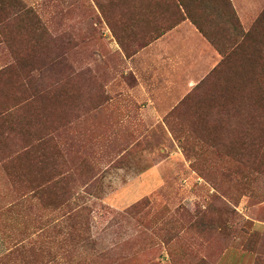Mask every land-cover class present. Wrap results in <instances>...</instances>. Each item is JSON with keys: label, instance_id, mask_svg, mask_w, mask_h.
Returning a JSON list of instances; mask_svg holds the SVG:
<instances>
[{"label": "rangeland", "instance_id": "rangeland-1", "mask_svg": "<svg viewBox=\"0 0 264 264\" xmlns=\"http://www.w3.org/2000/svg\"><path fill=\"white\" fill-rule=\"evenodd\" d=\"M231 2L239 32L264 12ZM172 11L0 0V264H264V148L215 123L236 79L193 93L212 70L192 72L179 103L135 88L127 61Z\"/></svg>", "mask_w": 264, "mask_h": 264}, {"label": "trees", "instance_id": "trees-1", "mask_svg": "<svg viewBox=\"0 0 264 264\" xmlns=\"http://www.w3.org/2000/svg\"><path fill=\"white\" fill-rule=\"evenodd\" d=\"M153 1H159L167 9L173 10L171 17L177 19L163 33L157 35L154 41L189 20L222 55L219 64L193 93L213 85L227 71L236 79V84L232 83L225 91L229 102L226 106L227 113L215 121L220 130L225 133H238L239 141L244 146L264 148V12L251 30L244 32L242 29L239 32L241 23L231 0ZM117 38L125 48L121 37L117 35ZM152 42L151 40L150 43ZM234 62H240L243 66L231 68ZM259 64L261 65L258 67ZM1 75L7 74L0 72ZM28 103L23 106L29 107ZM10 111L0 113L6 118L3 121L11 117ZM25 154L34 155V145H30ZM53 187L54 184H49L46 189Z\"/></svg>", "mask_w": 264, "mask_h": 264}, {"label": "crops", "instance_id": "crops-1", "mask_svg": "<svg viewBox=\"0 0 264 264\" xmlns=\"http://www.w3.org/2000/svg\"><path fill=\"white\" fill-rule=\"evenodd\" d=\"M220 60L221 56L210 42L187 20L140 50L127 62L133 71L135 88L140 96L149 97L150 100L153 98L156 103H179L182 93H188L189 88L197 86L199 82L191 73L196 72L203 79L205 73L213 70ZM161 79L167 80L166 83L161 84ZM176 79L184 82L179 86ZM148 80L152 81L151 84ZM160 85H166L164 91H161Z\"/></svg>", "mask_w": 264, "mask_h": 264}]
</instances>
